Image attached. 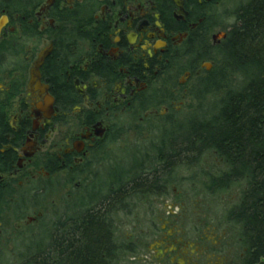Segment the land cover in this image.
Masks as SVG:
<instances>
[{"label": "flooded vegetation", "instance_id": "af4514ba", "mask_svg": "<svg viewBox=\"0 0 264 264\" xmlns=\"http://www.w3.org/2000/svg\"><path fill=\"white\" fill-rule=\"evenodd\" d=\"M227 2L0 0V252L20 231L30 240L25 248L37 247L52 225L43 204L62 191V230L74 211L79 234L89 204L116 243L111 264H264L247 260L228 219L192 223L169 186L152 202L142 193L122 197L117 213L131 200L144 218L123 223L131 236L117 245L115 182L102 186L93 172L103 170L98 157L131 124L142 137L143 121L167 119L213 73L234 26L224 15ZM150 150L137 154L141 164L133 169L141 173V192Z\"/></svg>", "mask_w": 264, "mask_h": 264}, {"label": "trees", "instance_id": "16d2710c", "mask_svg": "<svg viewBox=\"0 0 264 264\" xmlns=\"http://www.w3.org/2000/svg\"><path fill=\"white\" fill-rule=\"evenodd\" d=\"M235 21L215 70L194 86L196 113L179 124L171 119L177 129L168 138L167 122L158 128L164 136L152 149L155 164L142 160V192L141 173L135 169L129 178L114 183L118 187L112 197L117 213L123 196L161 194L177 167H190L211 154L225 170L208 176L206 190L212 195L240 190L227 219L239 229L247 260L258 263L264 260V0H250L236 12ZM235 78L240 86L231 85ZM209 96L216 99L210 109L204 106ZM83 207L79 234L74 222L80 218L68 203L72 213L66 220L72 224L67 231L62 230V215V224L56 222L47 236L36 238L39 245L21 255L19 264H111L117 253L111 230L93 220L89 204Z\"/></svg>", "mask_w": 264, "mask_h": 264}, {"label": "rangeland", "instance_id": "374dc122", "mask_svg": "<svg viewBox=\"0 0 264 264\" xmlns=\"http://www.w3.org/2000/svg\"><path fill=\"white\" fill-rule=\"evenodd\" d=\"M249 1L250 0H228L224 15L226 19L233 18L230 24L234 26L237 24V21H235L236 12ZM231 85L233 87L240 86V80L237 78L232 79ZM194 93L195 92H191L187 94L182 104L178 103L177 108L172 110L171 114L164 121H158L156 119H147V121H143L142 137L138 135L140 131H136L137 125L131 124L130 130L122 138L120 137V139L113 142V144L110 145V150H105L103 154L98 157V164L102 166L105 165L101 172H98L100 171L99 169L93 171L94 174L99 176V183L105 186L110 182L124 180L126 173H128L130 169L133 170L139 164V157L137 154L142 151L143 156L145 153H148L150 149L152 150L158 141L162 140L164 134L161 128H158L160 126L162 127L163 123L167 122L164 126V129L169 132L166 134L167 138L171 136L170 133H176L175 130L177 129V125H171L169 122L173 119V123L179 124L191 118L192 115L196 113L195 111L199 107V102L195 99ZM215 101L216 99L214 97L209 96L207 102H204V106L210 109ZM147 110L148 111L142 112V118H145V114L149 113L151 108ZM159 112H163V110L160 109ZM153 155H155V153ZM153 155L152 157H147V165L155 164L156 160ZM147 170L150 171V169ZM224 170L225 167L222 161L211 154H206L201 157L199 162L195 165L192 164L189 167L186 164L182 167H177L176 171L170 176L169 184L167 185L169 186L167 190L168 196L170 195L173 197L177 195V198H179L181 202H184L183 210L189 214L192 223L196 224L203 220L207 222H224L227 219L228 212L238 203L240 190L237 188L216 195H212L206 190L208 176L219 175ZM92 179L89 181L86 179L84 181L87 183V186L94 180ZM117 187L118 186H114V189ZM175 191L176 194H174ZM64 193L65 192L62 191L55 193L49 203H46V205L43 204L47 210L45 218L51 222V227L59 220V216L65 212L64 205L59 202L61 199L60 197H62ZM156 197L158 198V196L151 194L148 198H150L152 202ZM127 202H129V207L127 205L124 212H119L114 217L115 228H117L115 238H119L117 245L124 244L123 242H126L125 240L131 236L130 227H121L122 224L125 222L136 223L141 217L142 219L144 218V210H142L141 215L139 203H135L131 200ZM33 233H35V231ZM21 234L22 231H20L18 238H15L12 248H4L0 252V264H19L21 255L33 253V251H35L28 247H24L30 240L25 239L28 236L23 235L22 237Z\"/></svg>", "mask_w": 264, "mask_h": 264}]
</instances>
